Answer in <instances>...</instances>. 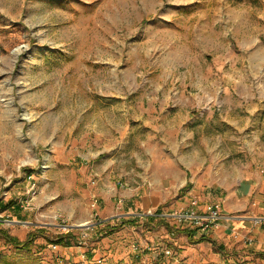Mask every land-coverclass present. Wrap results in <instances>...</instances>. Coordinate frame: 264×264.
Instances as JSON below:
<instances>
[{"label": "rangeland", "instance_id": "obj_1", "mask_svg": "<svg viewBox=\"0 0 264 264\" xmlns=\"http://www.w3.org/2000/svg\"><path fill=\"white\" fill-rule=\"evenodd\" d=\"M174 161L264 166V0H0V230H40L0 264H218L146 221L181 212Z\"/></svg>", "mask_w": 264, "mask_h": 264}, {"label": "crops", "instance_id": "obj_2", "mask_svg": "<svg viewBox=\"0 0 264 264\" xmlns=\"http://www.w3.org/2000/svg\"><path fill=\"white\" fill-rule=\"evenodd\" d=\"M188 166L183 168L177 161L172 165L175 170L171 178L178 183L177 191L180 190L183 199L180 211L193 209L206 213L209 207L217 206L221 216L216 226L204 236L209 241L199 243L201 247L218 248V253H213L218 264L240 260L248 264H264V225L251 219L264 216V166L254 164L253 168L239 175L234 186L229 185L224 177L212 179L210 172H207L210 182L189 180L187 175L192 164ZM157 204L154 205L156 208ZM152 205V202H146V207ZM248 239L252 241L248 243Z\"/></svg>", "mask_w": 264, "mask_h": 264}, {"label": "trees", "instance_id": "obj_3", "mask_svg": "<svg viewBox=\"0 0 264 264\" xmlns=\"http://www.w3.org/2000/svg\"><path fill=\"white\" fill-rule=\"evenodd\" d=\"M0 206H2L3 209H10L11 211H13V213L17 217V219H20V220L22 219L21 218V211H22L21 206L19 204L15 203L14 201H8L6 203L0 201ZM154 219L155 218H153V217H146V221H148V220L153 221ZM99 223H103L106 228H110L109 223L107 221L106 222H99ZM130 223H132V221H129L128 219L121 220V224H130ZM161 223H163V222H161ZM113 230H114V228L111 227V231H113ZM176 233L185 235L191 244L209 241L204 236L195 237L196 232L194 230H190L187 228L180 229ZM39 234H40V230H38L36 233L30 234V236L27 239L20 241L16 237L9 235L6 231L0 230V237L7 244L11 245L16 250H30L31 247L33 246L34 239ZM74 239H75V236L73 235V231L70 230V231L66 232L65 234H60V235L56 236V238L53 240V243L57 244V245H62V246H70L71 241Z\"/></svg>", "mask_w": 264, "mask_h": 264}, {"label": "built area", "instance_id": "obj_4", "mask_svg": "<svg viewBox=\"0 0 264 264\" xmlns=\"http://www.w3.org/2000/svg\"><path fill=\"white\" fill-rule=\"evenodd\" d=\"M96 205V200L91 202V207L94 208ZM145 217H159L167 218L173 217L176 219L184 228L194 230L196 235L207 236L212 228L216 226L217 220L221 217L218 207L211 206L208 208L206 213H199L191 209L190 211L178 212L171 216L170 214H152L151 212L145 215ZM254 223L264 225V216H256L251 218ZM252 240L248 239L247 242L250 243ZM262 251L264 252V245L262 246ZM229 264H244L242 261H235Z\"/></svg>", "mask_w": 264, "mask_h": 264}, {"label": "bare ground", "instance_id": "obj_5", "mask_svg": "<svg viewBox=\"0 0 264 264\" xmlns=\"http://www.w3.org/2000/svg\"><path fill=\"white\" fill-rule=\"evenodd\" d=\"M83 224H85V222H84V223H82V225H83Z\"/></svg>", "mask_w": 264, "mask_h": 264}]
</instances>
